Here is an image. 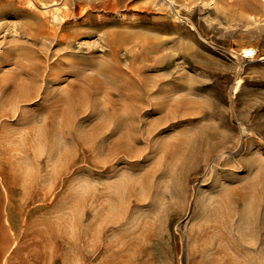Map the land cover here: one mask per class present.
<instances>
[{"label": "rangeland", "instance_id": "374dc122", "mask_svg": "<svg viewBox=\"0 0 264 264\" xmlns=\"http://www.w3.org/2000/svg\"><path fill=\"white\" fill-rule=\"evenodd\" d=\"M263 55L264 0H0V264H264Z\"/></svg>", "mask_w": 264, "mask_h": 264}, {"label": "built area", "instance_id": "2783aa9c", "mask_svg": "<svg viewBox=\"0 0 264 264\" xmlns=\"http://www.w3.org/2000/svg\"><path fill=\"white\" fill-rule=\"evenodd\" d=\"M241 55L245 59H252L257 56V49L254 47H246L241 52Z\"/></svg>", "mask_w": 264, "mask_h": 264}, {"label": "bare ground", "instance_id": "6f19581e", "mask_svg": "<svg viewBox=\"0 0 264 264\" xmlns=\"http://www.w3.org/2000/svg\"><path fill=\"white\" fill-rule=\"evenodd\" d=\"M252 2H256V1H260V0H251ZM56 30V29H55ZM58 33V32H57ZM49 35H50V33H49ZM55 35V34H54ZM72 35V34H71ZM70 35V36H71ZM60 36V35H59ZM65 36V35H64ZM63 37V36H62ZM71 41V40H70ZM68 42V41H67ZM262 57V61H264V55L263 56H261ZM69 100V99H68ZM70 111V110H69Z\"/></svg>", "mask_w": 264, "mask_h": 264}]
</instances>
